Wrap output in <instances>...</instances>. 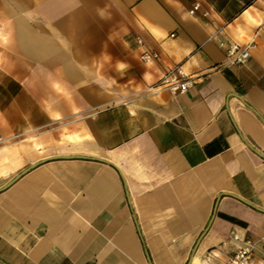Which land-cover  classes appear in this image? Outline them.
Returning a JSON list of instances; mask_svg holds the SVG:
<instances>
[{
    "label": "crops",
    "instance_id": "1",
    "mask_svg": "<svg viewBox=\"0 0 264 264\" xmlns=\"http://www.w3.org/2000/svg\"><path fill=\"white\" fill-rule=\"evenodd\" d=\"M243 247L264 264V0H0V264Z\"/></svg>",
    "mask_w": 264,
    "mask_h": 264
},
{
    "label": "built area",
    "instance_id": "2",
    "mask_svg": "<svg viewBox=\"0 0 264 264\" xmlns=\"http://www.w3.org/2000/svg\"><path fill=\"white\" fill-rule=\"evenodd\" d=\"M199 7V3H195L188 11V14L194 15V13L199 10ZM206 14V12L203 13V15ZM136 40L138 43H141L138 37ZM219 45L221 47L224 46L223 43ZM225 52L230 64H244L249 58V50L247 47L240 48L235 44H229L225 46ZM157 57L158 55L155 52L144 51L140 55V60L142 62H148L157 59ZM159 84L172 94H183L193 86L194 80L191 76L186 74L180 66H175L163 74ZM251 254V249L248 247L238 248L229 258L227 264H249Z\"/></svg>",
    "mask_w": 264,
    "mask_h": 264
},
{
    "label": "water",
    "instance_id": "3",
    "mask_svg": "<svg viewBox=\"0 0 264 264\" xmlns=\"http://www.w3.org/2000/svg\"><path fill=\"white\" fill-rule=\"evenodd\" d=\"M36 166V164L30 166L29 168H27L26 170H24L23 172H21L20 174H18L17 176H15L5 187L9 186L10 184H12L15 180H17L22 174H24L25 172H27L29 169H31L32 167Z\"/></svg>",
    "mask_w": 264,
    "mask_h": 264
}]
</instances>
